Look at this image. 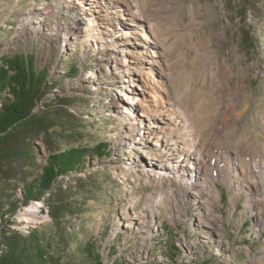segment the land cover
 <instances>
[{
  "label": "rangeland",
  "instance_id": "1",
  "mask_svg": "<svg viewBox=\"0 0 264 264\" xmlns=\"http://www.w3.org/2000/svg\"><path fill=\"white\" fill-rule=\"evenodd\" d=\"M92 1L0 0V62L22 54L45 72L34 112L52 133L38 160L86 150L52 185L71 204L63 219L33 199L13 227L44 232L68 264H264V0ZM114 8L142 18L100 19ZM145 51L166 86L149 119L120 89L156 97L136 88ZM183 141L198 170L175 162Z\"/></svg>",
  "mask_w": 264,
  "mask_h": 264
},
{
  "label": "trees",
  "instance_id": "2",
  "mask_svg": "<svg viewBox=\"0 0 264 264\" xmlns=\"http://www.w3.org/2000/svg\"><path fill=\"white\" fill-rule=\"evenodd\" d=\"M45 86V72L37 70L27 56L15 54L1 59L0 264H68L44 232L31 229L25 233L13 227L20 205L33 199H43L51 219L61 221L71 204L55 198L57 190L52 185L60 174L77 170L84 163L86 150L79 149L53 154L44 164L38 160L36 141L52 133V124L34 112ZM110 264L121 263L115 260Z\"/></svg>",
  "mask_w": 264,
  "mask_h": 264
},
{
  "label": "bare ground",
  "instance_id": "3",
  "mask_svg": "<svg viewBox=\"0 0 264 264\" xmlns=\"http://www.w3.org/2000/svg\"><path fill=\"white\" fill-rule=\"evenodd\" d=\"M89 3H90L89 4L90 10L94 9V7H97V6L99 7L100 6L99 2L96 1V0L92 1V2H89ZM131 14H133V11L130 8L125 9V11L122 10V8H114L113 11H111V12L110 11H106L105 14L100 17V19L108 20V22L111 23L113 20H116V19L117 20H126V19L133 20V19H136V18L137 19H141L142 18V17H133ZM137 14L138 15H142L141 12H139L138 10H137ZM80 15H81V13L77 12L76 15L72 16L73 22H72V24L70 26V29L72 31L76 32V30H80V28L82 26V20H81V18H79ZM126 15H128V17H126ZM128 28L129 29H133V30L135 29L133 26H130ZM124 30L125 31H123L120 34L121 36L119 37V38H121V41H124V40L128 39V37L130 36V32L126 31L127 30L126 27L124 28ZM139 34L143 37V39H148L149 38L148 31L146 29L143 30V32L139 33ZM126 42L128 44H132V42H130V41H125V44H126ZM138 44H140V43H138ZM154 53H155V51H153L151 53V55H150V53H148L146 51L141 53L140 57L143 58V60L145 61L142 64L141 67L143 69L149 71V80H147V81L144 80V75H143V71L144 70L141 69V74L139 73L140 74V78L138 79L136 88L137 89H143V93L146 92L148 94H151L153 92L156 97L154 99H145V97H140L138 95V93L133 92V91H131L129 89H126V87H123V88L120 87L121 91L123 92V94H124V96L126 98V100H125L126 103L133 104V102L135 101V103L139 104V105H142L143 103L147 104L148 111H144L143 110V113L141 114L143 117H146L147 119L152 117L151 116L152 115V111H156V110L159 109L158 108L159 107V102H160V104H162L164 102V99H163V97L161 96L160 93H162V92L166 93V86H165L164 81L157 82L154 79L153 70H154L155 65L157 64V59L154 58V56H155ZM126 69H129V67H127ZM143 93H142V96H144ZM165 97H166V94H165ZM150 113H151V115H150ZM141 122H142V120H141ZM156 128L160 129V132L158 133V138L160 136H163L162 138H165L167 136V134L169 132V127H168L167 123L161 122V123L157 124ZM171 132H174V131L172 129H170V133ZM178 147H179L178 149L180 150V155L176 157L175 162H179L180 160H183L184 162L187 161L189 163V166L191 167V169H197L198 170L200 168V164H201L200 160H201V158L199 156V153L195 149L194 144H189V145L187 144L186 145V142L183 141L182 144L180 146H178ZM176 149H177L176 144L172 143V147H171L170 150L173 151V150H176ZM149 166L151 167L152 170L153 169H155V170L162 169V171L165 170V167H166L164 165V166L156 168L153 164H150Z\"/></svg>",
  "mask_w": 264,
  "mask_h": 264
}]
</instances>
